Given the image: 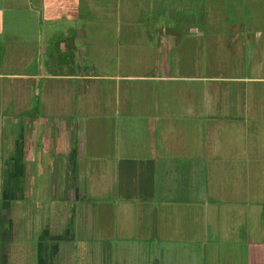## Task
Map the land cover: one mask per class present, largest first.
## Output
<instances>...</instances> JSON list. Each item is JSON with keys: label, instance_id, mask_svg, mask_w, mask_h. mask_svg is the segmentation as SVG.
Returning a JSON list of instances; mask_svg holds the SVG:
<instances>
[{"label": "crops", "instance_id": "0c3cea01", "mask_svg": "<svg viewBox=\"0 0 264 264\" xmlns=\"http://www.w3.org/2000/svg\"><path fill=\"white\" fill-rule=\"evenodd\" d=\"M207 2L0 0L6 191L82 189L83 264H264V0Z\"/></svg>", "mask_w": 264, "mask_h": 264}, {"label": "rangeland", "instance_id": "374dc122", "mask_svg": "<svg viewBox=\"0 0 264 264\" xmlns=\"http://www.w3.org/2000/svg\"><path fill=\"white\" fill-rule=\"evenodd\" d=\"M13 130L17 134L19 127L14 126ZM11 169L7 165L0 168V236L7 226L11 229L13 239L11 245L8 243V255H10L8 258L12 260L10 264H37L36 257L40 252L42 237H46L48 241L51 240V245L54 243L61 245L62 253L57 258L60 262L70 261V264H83L81 263L83 249L80 248L81 246L79 249L72 247L73 242L70 239L74 236L73 234L77 235V244L83 239L80 213L84 208L82 199L85 196L84 191L81 189V192L74 196L71 190H65L62 179L57 180L53 175L49 177L47 171L46 173L43 171L42 176H38L35 174L36 168H30L32 174L29 176V192L27 193L30 195L28 200L23 199L22 201V193L19 190L13 193L6 191V185L10 180L8 174ZM6 194H17L18 198L5 201ZM23 215H28L29 219H25L22 224L21 216ZM33 216L35 218L31 220L34 224L37 223L36 228L39 227L37 231L36 229L30 230V218ZM76 219H78V229L74 233L71 228L69 229L68 223L72 221L73 224ZM57 238L64 240L57 241Z\"/></svg>", "mask_w": 264, "mask_h": 264}, {"label": "trees", "instance_id": "16d2710c", "mask_svg": "<svg viewBox=\"0 0 264 264\" xmlns=\"http://www.w3.org/2000/svg\"><path fill=\"white\" fill-rule=\"evenodd\" d=\"M207 1H212V0H206V8H205V11H206V13H208L209 11H210V9H213V3L212 4H209ZM215 3H216V1H214ZM225 3H227L226 1H224L223 3H222V8L223 9H225V8H227V4H225ZM174 23V29H173V32H178L177 31V29L176 28H182L183 27V25L182 24H184L185 23V21H183V22H180V21H178V22H173ZM187 23L190 25V24H193V22L192 21H187Z\"/></svg>", "mask_w": 264, "mask_h": 264}]
</instances>
